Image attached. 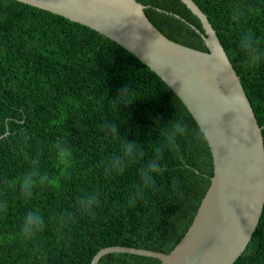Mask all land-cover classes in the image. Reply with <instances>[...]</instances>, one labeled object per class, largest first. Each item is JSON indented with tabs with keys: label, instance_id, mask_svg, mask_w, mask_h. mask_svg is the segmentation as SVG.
Listing matches in <instances>:
<instances>
[{
	"label": "trees",
	"instance_id": "1",
	"mask_svg": "<svg viewBox=\"0 0 264 264\" xmlns=\"http://www.w3.org/2000/svg\"><path fill=\"white\" fill-rule=\"evenodd\" d=\"M150 22L170 40L208 51L201 22L181 0H137ZM215 29L240 77L264 139V62L244 63L237 49L241 31L264 46V0H193ZM235 6L245 9L240 24ZM127 86V89H123ZM183 120L190 131L172 132ZM117 123L120 135L136 140L144 158L122 173L105 174L104 162L121 151V139L101 128ZM0 264H91L101 249L123 246L168 254L191 225L213 175L205 135L172 89L148 66L99 32L16 0H0ZM73 156L65 168L56 145ZM164 151L166 171L157 189L134 206L128 197L140 183L139 169ZM38 158L49 177L30 199L19 179ZM98 192L94 215L78 199ZM38 211L45 221L31 238L23 217ZM71 214L67 223L60 217ZM98 264H161L156 258L110 253ZM234 264H264V209L245 252Z\"/></svg>",
	"mask_w": 264,
	"mask_h": 264
},
{
	"label": "water",
	"instance_id": "2",
	"mask_svg": "<svg viewBox=\"0 0 264 264\" xmlns=\"http://www.w3.org/2000/svg\"><path fill=\"white\" fill-rule=\"evenodd\" d=\"M16 1L87 26L130 52L180 98L211 150L210 185L191 225L170 253L111 246L97 252L91 264L110 253L152 257L161 264H234L248 247L263 214L264 139L232 63L226 69L213 55L217 45L226 51L199 6L193 0H181L200 20L204 33L192 28L208 51L167 38L137 0Z\"/></svg>",
	"mask_w": 264,
	"mask_h": 264
},
{
	"label": "clouds",
	"instance_id": "3",
	"mask_svg": "<svg viewBox=\"0 0 264 264\" xmlns=\"http://www.w3.org/2000/svg\"><path fill=\"white\" fill-rule=\"evenodd\" d=\"M245 15L243 7L235 6L231 11V20L236 24H240L244 20ZM236 46L245 64L255 66L260 62H264V46L250 31H241ZM213 55L226 69L230 68L229 58L221 46L217 45L213 50ZM169 64H173V61L170 60ZM126 89L127 86H125L122 92ZM101 128L107 133L121 139V151L104 162L106 175L113 172L122 173L129 163L144 158V150L141 144L136 140L130 141L126 137H122L119 131L120 126L117 123L105 121L101 124ZM189 131V125L185 121L177 119L172 122L173 133L182 136ZM164 151L160 146H153L154 154L152 158L139 169L140 183L132 190L128 197L129 206H134L139 200H143L147 191H155L157 189V177L162 176L166 171V168L162 164ZM56 154L61 165L65 168L71 166L73 152L66 142L61 141L57 143ZM48 179L47 174L40 171L38 158L33 159L30 168L18 181L21 194L25 199H30L34 189L38 185L48 181ZM99 204V193L88 192L78 199L77 208L83 214L94 215V210ZM6 207V202L0 203V208ZM70 219V213H66L60 217L62 223H67ZM44 225V217L38 211H29L23 217L21 233L25 238H31L41 231Z\"/></svg>",
	"mask_w": 264,
	"mask_h": 264
}]
</instances>
